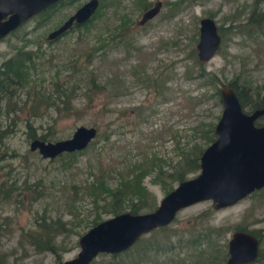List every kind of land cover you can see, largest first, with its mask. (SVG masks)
Here are the masks:
<instances>
[{
	"label": "rangeland",
	"instance_id": "1",
	"mask_svg": "<svg viewBox=\"0 0 264 264\" xmlns=\"http://www.w3.org/2000/svg\"><path fill=\"white\" fill-rule=\"evenodd\" d=\"M85 1L62 0L0 40V63L19 48L35 56L29 85L19 91L16 103L2 102L0 110V180L13 186L11 196L0 202V251L7 264L73 258L94 216H113L94 210L92 183L115 187L122 177L147 169L142 185L150 194L149 205L156 206L165 189L178 183L167 176L165 184L156 181L159 168L172 174L184 157L210 143L206 131H213L222 110L215 88L236 80L239 87L264 95V19L246 23L253 11L254 18L264 13V0H99L85 24L48 40V33ZM158 1V13L140 25L144 10ZM202 17L213 18L224 31L215 55L197 64ZM92 76L98 86L85 92ZM55 81L72 87L78 112L57 114L44 104L38 113L29 111L28 87L51 92ZM28 122L36 136L46 134L48 141L69 138L80 125L95 127L96 136L75 156L63 152L43 158L29 149ZM197 173L188 172L186 178ZM41 216L61 218L70 227L57 236L56 255L37 253L19 239ZM239 227L264 237V187L220 209L210 200L191 204L166 229L141 235L120 253H100L90 264H223L227 241ZM211 230L210 239L204 234ZM259 246L264 247V238Z\"/></svg>",
	"mask_w": 264,
	"mask_h": 264
},
{
	"label": "water",
	"instance_id": "2",
	"mask_svg": "<svg viewBox=\"0 0 264 264\" xmlns=\"http://www.w3.org/2000/svg\"><path fill=\"white\" fill-rule=\"evenodd\" d=\"M60 0H0V40L31 17L57 4ZM99 0H87L58 27L47 35L54 40L74 24L85 23L96 11ZM158 1L146 9L139 21L143 24L159 11ZM221 43L217 24L211 17L199 20L196 57L207 62ZM221 114L214 125L215 138L199 155L198 173L179 181L160 199L154 209L133 214L128 211L113 215L91 226L78 239L77 254L59 264H89L100 253L116 254L128 249L141 235L168 225L177 212L191 204L210 200L214 209L235 204L264 187V123L255 125L264 114V106L251 112L241 107L234 89H219ZM96 136L93 126H77L69 138L56 141L32 139L31 151L43 158L63 152L83 150ZM259 240L249 231L235 230L227 241V258L223 264H246L255 260Z\"/></svg>",
	"mask_w": 264,
	"mask_h": 264
},
{
	"label": "trees",
	"instance_id": "3",
	"mask_svg": "<svg viewBox=\"0 0 264 264\" xmlns=\"http://www.w3.org/2000/svg\"><path fill=\"white\" fill-rule=\"evenodd\" d=\"M61 3L62 0L37 15H47L51 9ZM254 15L255 13L253 11L251 13V16L248 18V21L246 22L247 24L256 25L260 20L264 19V13L258 15L257 18H254ZM91 17L89 19H91ZM75 26L79 27L80 25ZM223 31L224 29H221V27H219L218 32L221 36V41ZM34 58L35 56L32 51H28L24 48H19L16 49L12 55H10L0 63V110L2 102L12 100L16 103L19 96V91L23 87L29 85V71L34 66ZM197 62V64H201L200 61ZM89 82L90 86L86 88L85 92H89L90 90L93 91L94 88L98 86L96 85V81L93 76L90 77ZM53 85L54 90L51 92H46L44 90L39 91L35 88L34 85L28 87L26 94L27 101H30L29 111L38 113L40 109L39 106L44 104V109L51 108L57 114H71V112L73 111L78 112L72 106V97L74 96L72 87H68V85L64 86L57 81L53 82ZM228 85L234 89L241 107L245 112H251L264 106V95L259 96L258 93H254L251 87L245 85L239 87L236 80L230 82ZM219 89L220 88H215V93L217 95H219ZM6 112L8 111L6 110ZM254 123L255 125L263 124L264 114L257 117ZM27 126L28 128H30L28 132L29 139L37 138L40 140L48 141L49 137L46 134L36 136L29 122L27 123ZM206 133H208L206 135L207 143L213 141L215 135L212 129L209 128ZM82 151L83 150L65 152V154L69 156H75L79 153H82ZM201 152L202 149H197L192 155L184 157L185 159L183 163L172 174H164L162 173V171H160L159 168L158 172L156 173L155 180L162 184H165L164 177L166 176L177 182L187 179L186 174L188 172H196L199 170V155L201 154ZM152 167H154L153 162H151L149 169H151ZM146 173H148L147 169L139 168V170L137 172H134V174L130 178L125 179L122 177L115 187H107L101 181H95L96 183H92L90 186V193L91 195H93L94 210H98L99 208L103 211L109 212L112 215H116L126 211L133 214H138L141 210H146L148 212L152 210L150 206L154 209L156 206H154L153 204L149 205L150 194L147 192L146 187L142 185V178ZM12 187V183H7L6 179L0 180V202L8 199L11 196ZM171 189L172 187L170 186L166 188L165 194ZM99 200L103 202V205H100V207L98 206ZM99 221H101V219L99 218V214H96L91 220V226L97 224ZM156 229L163 230L166 229V226L158 227ZM69 230L70 227L68 226V223L63 221L61 218L53 219L41 216L39 219L35 220L33 228L24 231L19 239H23L37 253L49 251L56 255L58 249L57 236L61 233L68 232ZM235 230L249 231L259 240V244L262 242V238H264L255 230H248L243 227H239ZM211 233L212 230L209 233H205L204 235L211 239ZM227 256L228 254H225L223 252L221 261L225 260ZM215 258L216 260H218V257ZM0 264H7V256L2 251H0ZM57 264H59V261H57ZM246 264H264V247L262 248L259 246L258 254L255 260Z\"/></svg>",
	"mask_w": 264,
	"mask_h": 264
},
{
	"label": "flooded vegetation",
	"instance_id": "4",
	"mask_svg": "<svg viewBox=\"0 0 264 264\" xmlns=\"http://www.w3.org/2000/svg\"><path fill=\"white\" fill-rule=\"evenodd\" d=\"M148 8H149V7H148ZM148 8H146V9H148ZM146 9H145V10H146ZM145 10H144V11H145ZM141 16H142V15H141ZM151 19H152V18H151ZM149 20H150V19H148L147 21H149ZM139 21H140V20H139ZM147 21H145L144 23H146ZM144 23H143V24H144ZM143 24H140V25H143ZM73 25H76V24L73 23ZM73 25H72V26H73Z\"/></svg>",
	"mask_w": 264,
	"mask_h": 264
}]
</instances>
